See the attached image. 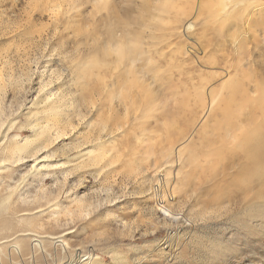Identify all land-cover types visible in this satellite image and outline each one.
Masks as SVG:
<instances>
[{
    "label": "rangeland",
    "instance_id": "rangeland-1",
    "mask_svg": "<svg viewBox=\"0 0 264 264\" xmlns=\"http://www.w3.org/2000/svg\"><path fill=\"white\" fill-rule=\"evenodd\" d=\"M135 35L133 78L108 49ZM0 67L19 82L0 79V148L53 92L74 125L46 171L0 164V264H264V0H0ZM102 124L115 163L75 169Z\"/></svg>",
    "mask_w": 264,
    "mask_h": 264
},
{
    "label": "bare ground",
    "instance_id": "bare-ground-1",
    "mask_svg": "<svg viewBox=\"0 0 264 264\" xmlns=\"http://www.w3.org/2000/svg\"><path fill=\"white\" fill-rule=\"evenodd\" d=\"M134 38H136V35H135V37H133V39L132 38H130V39H127V40H125V42L124 43H122V42H119V44H115V46L113 47V48H111V49H108V50H112L113 52H115L116 53V55H117V61H121V60H123V61H125L124 59H130V60H132V61H130V65H129V68L127 67V65L125 66L129 71H130V75L132 76H136V75H134L133 74V71L134 70H137V72H138V69H135V68H133L132 66H131V62H133L134 63V57L136 56V55H134V54H136L135 52H136V50L139 48V42L137 43V41H136V39H134ZM115 43V42H114ZM121 43V44H120ZM138 44V45H137ZM109 48V47H108ZM105 50V49H104ZM105 51H107V49L105 50ZM112 52V53H113ZM103 53H105V52H103ZM134 55V57L133 56H130V55ZM137 54H138V52H137ZM115 60V59H114ZM113 60V61H114ZM115 60V61H116ZM123 61H121V62H123ZM126 63V62H125ZM100 64V61L98 60V59H95L94 57L93 58H90L89 60H87L86 62H83L82 64H81V66H80V68H78V71H77V73L75 72L74 73V75H72V78H77V74H78V77H80L81 75V73H85V72H87V70L89 69V67L90 66H97V65H99ZM120 64V63H119ZM135 64V63H134ZM115 65H118V64H115ZM140 66V65H139ZM116 68H115V70L117 69V66H115ZM118 67H119V65H118ZM130 67H131V69H130ZM3 68H5V66L3 67ZM126 68H119L118 70H121V71H123V70H125ZM134 70H133V69ZM139 68V67H138ZM11 69V68H10ZM126 69V70H127ZM141 69V68H140ZM7 70V71H6ZM6 70L4 71L3 69H1V67H0V79H2L3 80V76L4 75H8L9 76V84L10 85H13L14 83H19L18 81H17V79L16 78H14V77H12V74L11 73H9V68H6ZM132 70V71H131ZM121 71H120V73H121ZM132 72V73H131ZM126 73H128L127 71H126ZM125 73V71H124V73H123V75L124 74H126ZM136 73V72H135ZM80 75V76H79ZM114 76H116V75H114ZM117 76H118V74H117ZM121 76H122V74H121ZM125 77H128L127 76V74L126 75H124ZM132 76V77H133ZM138 77H139V75H137ZM125 77H120V78H122L123 80H126L125 79ZM29 78V77H28ZM116 78V77H115ZM134 78V77H133ZM8 79V78H7ZM141 79V78H140ZM72 80V79H71ZM77 80V79H76ZM116 80V79H115ZM128 80V79H127ZM4 81V80H3ZM74 81H75V79H74ZM101 81H102V79H101ZM114 81V80H113ZM120 81H121V79H120ZM130 81H131V79H130ZM129 81V82H130ZM116 82V81H115ZM132 82V81H131ZM133 82H135V81H133ZM132 82V83H133ZM137 82V81H136ZM123 83V82H122ZM138 84V82L137 83H135V85H137ZM45 85V84H44ZM125 85V84H124ZM123 85V86H124ZM126 85H127V83H126ZM133 85V84H132ZM116 86V85H115ZM117 86H118V84H117ZM107 87V86H106ZM42 88V87H41ZM110 88H113V87H110ZM127 88V87H126ZM138 88V87H137ZM85 90V89H84ZM83 90V91H84ZM82 91V92H83ZM120 91H122L121 90V88H120ZM234 91H238V89L236 88V87H233V88H231L230 90H229V92L231 93V94H233L234 93ZM4 92H5V90H4V86H3V84L1 83V81H0V102H1V100H2V97H3V95H4ZM115 92H116V90H115ZM123 93V92H122ZM109 94H113V93H109ZM124 94V93H123ZM230 94V95H231ZM51 95H55L54 94V92L53 93H50L49 95H45L44 97H42L41 99H39V100H37V102H33L32 103V105H33V107L31 108V110H32V115L35 117V119H34V121H35V123H34V125H37V123L39 124V121H40V119L42 120V121H44L45 123V125L44 126H42V125H39V126H41L40 128H36V129H33V132H32V135H30V137L28 136V137H26V138H24L23 139V141L22 142H14L13 144H11V145H9V146H7V145H4V146H2L3 148H0L1 150H0V164H2V163H4L5 161H7V160H9L10 159V161H11V163H13V162H18V161H22V163L23 162H26V161H28V160H31L32 161V164L30 165V167H29V169L27 170V173L28 174H30V175H32V176H35L36 174H37V172H39V170H45V168H47L48 167V163L47 162H43V159L44 158H48V156H49V153H47V152H43V150L45 149V148H47L50 144H51V141H52V139L53 138H55V137H59L61 134H63L64 133V131H65V129H66V127L67 126H71V124L72 123H70L71 121L69 120H64L63 118H62V112H63V109H64V107L66 106V102H67V100H66V98H65V96L66 95H63L62 93L60 94L59 93V95H57V97H54V98H51ZM229 95V96H230ZM56 96V95H55ZM124 97V96H123ZM137 97V96H136ZM72 98V97H71ZM120 98V97H119ZM122 98V97H121ZM138 98V97H137ZM132 99V98H131ZM150 99V98H149ZM148 99V100H149ZM73 100V99H72ZM116 100V99H115ZM119 100V99H118ZM133 100H135V99H132L131 101H133ZM139 100V99H138ZM125 101H126V99H125ZM137 101V100H136ZM88 102V101H87ZM90 102V101H89ZM119 103H120V101H118ZM72 103H73V101H72ZM83 103V102H82ZM117 103V102H116ZM125 103V102H124ZM127 103V102H126ZM125 103V104H126ZM130 103V102H129ZM133 103V102H132ZM132 103L130 104V105H132ZM139 103V102H138ZM148 103V102H147ZM111 104V103H110ZM121 104V103H120ZM124 104V105H125ZM144 105H145V103H143ZM149 104H151V102H149ZM115 105H117V104H115ZM119 105V104H118ZM124 105H123V107H124ZM141 105H142V102H141ZM152 105V104H151ZM70 106V105H69ZM111 107H112V104L110 105ZM133 106H135L134 104H133ZM133 106H130L131 108H133ZM139 106H140V104H139ZM138 106V107H139ZM143 106V105H142ZM146 106V105H145ZM110 107V108H111ZM116 107V106H115ZM115 107H114V109H115ZM129 107V106H128ZM144 107V106H143ZM131 108H129V110L131 109ZM148 108H150V107H146V110H148V112L150 113V109H153V108H150V109H148ZM112 109H113V107H112ZM113 109V110H114ZM134 109H135V111H137L136 109H139V108H133L132 110L134 111ZM144 109V108H143ZM145 110V109H144ZM111 111V110H110ZM115 111V110H114ZM117 111V110H116ZM128 111V110H127ZM74 112V111H73ZM148 112H145V113H148ZM134 113V112H133ZM166 113V112H165ZM115 114H117V112L115 113ZM164 114V113H163ZM78 115H80V114H77V116ZM148 116V115H147ZM89 117V116H88ZM114 117H115V115H114ZM113 118V117H112ZM116 118V117H115ZM79 119V118H78ZM82 119V118H81ZM103 120V119H102ZM116 120H114L113 121V123H112V126L111 127H108V129L106 130V132H108V133H106L107 135H111L112 134V132H114V130H113V128L115 129L116 127L118 128V126H119V124L118 123H116L115 122ZM112 122V121H111ZM89 123V122H88ZM92 123V122H91ZM9 124V123H8ZM30 124V123H29ZM94 124V123H93ZM118 124V125H117ZM2 125H3V122H0V128L2 127ZM9 125H11V124H9ZM33 125V128L35 127ZM103 125V124H102ZM101 125V126H102ZM88 126V125H87ZM90 126H92L91 124L89 125V127ZM116 126V127H115ZM8 125L6 126V128L3 130L4 131V133H2L3 135H5V133L7 132V130H8ZM30 127V126H29ZM72 128H74V125L72 124ZM105 129V126L103 125L102 127H100V128H98V130H97V128L96 129H94V132L93 131H91V133H83L82 134V136H81V138H80V136H78V138H80V141L78 140H76L77 141V143H75V144H73V146H72V149H76L77 150V152H76V154L75 155H73V157H72V160L74 161V160H77V159H79L80 158V160H78L77 162H76V164L74 165V168L75 169H79V168H89V167H92V166H94V167H98L99 169H102V168H104L105 166H106V164L107 165H110V164H112V162H114L115 163V161H113V159L114 158H116L115 157V154H113V152H111L112 151V149L114 150V147H113V140H112V136L110 137V138H108L107 137V141H105L104 140V143H103V141L101 140L102 139V137H100V134H102L101 133V131H103ZM142 129V128H141ZM140 129V130H141ZM143 130H145V128L143 129ZM143 130H141V131H143ZM86 132H88V131H86ZM55 136V137H54ZM1 139V138H0ZM100 140V141H99ZM112 140V141H111ZM141 140V139H140ZM112 142V143H111ZM89 143H93L94 145L90 148H88L87 146L86 147H82L83 145H86V144H89ZM91 146V145H90ZM79 148V149H78ZM98 149H100V151H97ZM95 152V153H94ZM115 153V152H114ZM12 159V160H11ZM25 159V160H24ZM105 159H107L106 160V162H105ZM24 160V161H23ZM10 161H9V163H10ZM47 163V164H46ZM39 165V166H38ZM6 169V166H1L0 167V169ZM46 171V170H45ZM48 172V171H47ZM47 172H45L44 173V175L42 174V177L41 178H45V174H47ZM40 174V173H39ZM4 175V174H3ZM107 175V174H106ZM7 176V175H6ZM10 176V175H9ZM65 176V175H64ZM16 186V185H15ZM40 193H42V194H38V195H36V198H35V200H37L38 202H40L43 198L47 201V202H50V201H53L52 202V204L53 205H57L56 203H55V198L56 197H53V200H51V199H49V197H45L44 195H43V192H40ZM12 197V194H10V193H6V194H2V195H0V205H2V204H4V203H6V202H8V200L10 201H13L12 199H10ZM79 199H81V198H79ZM79 199H78V202H82V200H80L79 201ZM34 200V201H35ZM55 200V201H54ZM46 202V203H47ZM83 203V202H82ZM9 204V203H8ZM42 204V203H41ZM41 204H39L38 205V207H41ZM84 204V203H83ZM81 204H79V206H80ZM87 206V203H85L83 206H82V208H80V210H84L85 209V207ZM10 208V207H9ZM77 208V207H76ZM79 209V208H78ZM22 210H24V209H22ZM69 209H65V210H63V213L64 214H67L69 211H68ZM58 211V210H57ZM71 211V210H70ZM78 211V210H77ZM62 212V211H61ZM58 213V212H57ZM22 220V219H21ZM32 220V221H31ZM31 222H33V219H32V217H31V219L28 217L27 219H26V223H27V225H31ZM7 241V240H6ZM6 241H3V242H6Z\"/></svg>",
    "mask_w": 264,
    "mask_h": 264
}]
</instances>
